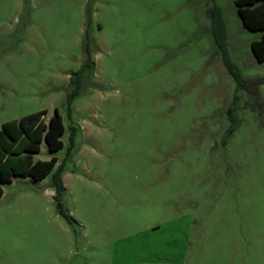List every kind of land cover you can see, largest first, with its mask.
<instances>
[{
    "label": "rangeland",
    "instance_id": "374dc122",
    "mask_svg": "<svg viewBox=\"0 0 264 264\" xmlns=\"http://www.w3.org/2000/svg\"><path fill=\"white\" fill-rule=\"evenodd\" d=\"M87 1L0 0V125L56 107L65 126L62 147L41 141L33 160L64 154L85 31L94 63L62 173L76 223L57 213L50 173L13 175L0 264H264V104L237 87L215 40L244 78L263 77L259 32L233 0Z\"/></svg>",
    "mask_w": 264,
    "mask_h": 264
},
{
    "label": "trees",
    "instance_id": "16d2710c",
    "mask_svg": "<svg viewBox=\"0 0 264 264\" xmlns=\"http://www.w3.org/2000/svg\"><path fill=\"white\" fill-rule=\"evenodd\" d=\"M233 3L242 26L248 31L259 32L258 38L251 40L250 49L257 61H264V0H233ZM86 4L90 5V0ZM88 5H86L87 13L90 9ZM214 10L213 7L209 11L213 23L217 18V12ZM221 34H217V36ZM221 37L222 35L215 40L218 42L220 57L228 74L234 79L238 88H246L248 92L257 96L264 104V99L260 97L258 91V85L264 82V76L244 78L230 61ZM82 49L84 60L77 70L70 73L68 78L69 88L65 94L63 104L68 119L66 126L67 144L64 154L57 164V157L54 155H51L48 159H32V155L39 151L41 141L45 142L49 152L57 151L63 145L60 137L65 131V126L56 107L53 108L52 114L47 120L44 119L45 111L39 110L17 119L2 122L0 125V195L2 193L1 183L10 182L13 175L29 176L33 180H39L50 173L47 185L53 189L52 198L56 211L70 225H73L76 221L61 204V196L65 191L62 173L65 170L66 162L75 150V137L80 132L77 123L72 121L73 100L80 92L83 79L89 75L94 66L91 58L89 36L86 31L83 35Z\"/></svg>",
    "mask_w": 264,
    "mask_h": 264
}]
</instances>
